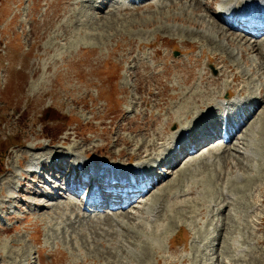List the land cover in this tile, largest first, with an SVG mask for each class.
I'll return each instance as SVG.
<instances>
[{
    "label": "rangeland",
    "instance_id": "1",
    "mask_svg": "<svg viewBox=\"0 0 264 264\" xmlns=\"http://www.w3.org/2000/svg\"><path fill=\"white\" fill-rule=\"evenodd\" d=\"M200 1L149 0L150 9L125 13L116 9L119 0H0V264H107V260L115 264L118 259L107 257L111 252L118 255L117 264H176L173 260L182 264L183 259H194L195 264L196 258L200 264H264V102L262 114L261 107L256 112L261 120L251 119L224 153L219 138L190 157L185 152L171 180L144 199L155 203L154 196L163 193L168 204L161 201L150 215H139V209L128 206L125 212L142 216L141 220L117 218L124 226L113 223L109 238L102 234L108 227L98 226L104 222L96 224L88 218L94 219L95 214L83 208L87 206L80 198L83 192L68 199L60 189L62 180L71 178L69 173L62 179L59 173L53 175L60 180L53 195L60 194L61 200L55 202L34 194L43 191L42 179L17 178L22 174L18 165L27 168L30 161L38 160L32 156L58 151H73L71 155L77 157L99 153L125 161L143 136L155 139L157 132L163 133L162 145L158 140V152H151L153 156L161 153L164 147L174 146L177 132L201 124L196 122L198 112L203 111L205 117L214 114L206 109L214 103L205 100V110L193 109L191 119L182 118L184 111L178 107L186 103L191 91L208 93L216 100V95L225 97L226 92L238 98L245 90V95L260 99L264 93L260 54L227 32L215 38L227 47L212 44V34L221 26L210 9L207 16ZM65 26L70 27L63 30ZM231 37H236L234 42ZM259 37L258 42L264 41ZM230 52L234 58H229ZM230 63L236 70L223 74V65L227 68ZM236 76L238 80L233 81ZM209 80L216 85L211 86ZM216 147L221 149L208 157ZM202 156L205 160H200ZM146 159L138 161L144 164ZM18 182L22 184L15 194L17 200L8 202L9 183ZM168 183L171 195L163 189ZM64 200L83 204L82 209L78 205L72 214L74 210L64 206ZM172 205L178 210L173 211L176 220L167 221ZM154 210L164 216L160 218ZM220 210L224 211L220 214ZM155 226L168 230L160 227L161 237L145 236ZM98 232L110 241L100 240L103 246L96 243L91 237ZM147 238L153 244L160 242L150 254L142 242ZM100 255L105 260H97Z\"/></svg>",
    "mask_w": 264,
    "mask_h": 264
},
{
    "label": "bare ground",
    "instance_id": "2",
    "mask_svg": "<svg viewBox=\"0 0 264 264\" xmlns=\"http://www.w3.org/2000/svg\"><path fill=\"white\" fill-rule=\"evenodd\" d=\"M148 1L149 0H141V1H135L134 2V11H140V10H142V9H144V8H147V9H150L151 7H152V4L151 3H148ZM150 1H152V0H150ZM200 1V0H199ZM244 1L245 0H209V3H207V5H202V2L200 1V3H201V5L202 6H204L203 7V9L205 10V11H207L206 13H207V16H208V12H209V9H210V13H211V11H212V15L211 16H213L214 17V19L216 20V21H218V24H220V28H216V32H214L213 34H212V39L216 42V43H213L212 42V44H215L216 45V47H219L220 48V46H225V47H227L226 46V44H224V43H222V41H219V40H216L215 38L216 37H218V38H220L221 37V35L223 34V33H228V34H233V35H235V36H239V39L240 40H243L242 42H246L245 44H247L249 47H248V49L252 52H258V54H260V56H261V59L264 61V41H262V42H258V39H257V37H259L260 35H262V34H264V29H262V30H260L259 29V27L260 26H262L263 25V21L262 20H259L260 19V15H261V12L259 11V12H257V11H251L250 13H251V15H250V17L252 18V19H254V20H259V21H255V23L258 25V26H256L257 28H255V29H253V30H249V29H245L244 27H242L240 24H236V25H233L232 23L231 24H229L227 21H225V20H223V19H221L220 17H218L217 15H216V13H213V10H214V8H215V6H218V9H222V10H228V11H234V10H237V9H239L241 6H242V4L244 3ZM251 1V0H250ZM256 1H260V0H256ZM87 2H89V1H87ZM85 3V2H84ZM193 3V2H192ZM253 3H255V2H253ZM118 4V7H116V9L117 10H120V11H123V12H125V13H129L130 11H132L130 8H128V7H126L125 6V4H119V2L117 3ZM144 4H150V7H147V6H144ZM197 4V3H196ZM256 4V3H255ZM154 5V4H153ZM158 6V5H157ZM200 6V5H199ZM192 11H195V5H193V8H192ZM198 11V10H197ZM133 12V11H132ZM216 16H215V15ZM199 16V15H198ZM208 20H210V19H208ZM211 21V20H210ZM208 28H210V26L207 24L206 25ZM70 26H65V27H63L64 29L63 30H67L68 28H69ZM213 27V26H212ZM62 28V27H61ZM207 28V29H208ZM223 30H222V29ZM225 30V31H224ZM207 30L204 28V30H202V32H203V34L206 36V34H205V32H206ZM218 31V32H217ZM181 32V31H180ZM211 32V31H210ZM223 32V33H222ZM207 33V32H206ZM207 35H210V33L209 34H207ZM228 36V35H227ZM210 38V37H209ZM226 38V37H225ZM232 39L230 40V41H233L234 40V38H236V37H231ZM238 38V37H237ZM211 39V38H210ZM247 40V41H246ZM249 40V41H248ZM250 41H251V43H250ZM234 42V41H233ZM232 42V43H233ZM217 43H220V44H217ZM211 44V43H210ZM229 44V43H228ZM224 48V47H223ZM222 49V48H221ZM229 49V48H228ZM227 49V50H228ZM244 49V48H243ZM240 54H241V56L243 57V54H242V50H241V48H240ZM227 55V54H226ZM229 58H231V57H235L234 56V53L233 52H230L229 54ZM232 55V56H231ZM224 63V62H223ZM217 65V64H216ZM226 65H228V63L226 64ZM260 65H262L263 66V69H264V64L263 63H261ZM259 67H261V66H259ZM236 68L237 67H235L234 66V64L232 65L231 63H230V65H229V67H225V65H223V70L222 71H224V73L223 74H225L226 72H227V70H230L231 72H234L235 70H236ZM219 69V68H218ZM256 69V68H255ZM244 72H246V71H244ZM256 74H257V71L255 72ZM254 74V73H253ZM243 75H246V74H244L243 73ZM248 75V74H247ZM224 76V75H223ZM249 76V75H248ZM247 76V77H248ZM245 77V76H244ZM246 77V78H247ZM257 77V76H256ZM250 78V77H249ZM261 79H262V81L264 82V76H262L261 75ZM238 80V77L236 76V77H234V80L233 81H237ZM209 82L211 83L210 85L211 86H215L216 84L213 82V81H210L209 80ZM228 82H229V80H228ZM187 91H189L188 89H187ZM242 91H244V90H242ZM192 92V94L188 97V100L186 101V103H182L181 104V106H179L178 107V111H184V116H182V118L183 117H185V119H191L192 118V115L190 114V112H191V110H193V109H196V110H204L205 109V100H207V101H210L211 103H214V105H212V106H207V110L208 111H212L213 112V110H215L216 108H217V106H220L221 108L223 107V105H229V106H231V105H234V104H240V105H242L243 103H242V101H240V100H238V101H236V100H229V99H227V98H225V97H221L220 95H216V100H213L212 98H209L208 96H209V94L208 93H202V92H199V91H191ZM223 92V91H222ZM261 92H264V89H262V91ZM189 94H190V91L188 92ZM227 93V92H226ZM244 93V92H243ZM239 94V93H238ZM224 95H226V94H224ZM248 95V94H247ZM250 95V94H249ZM253 95V94H252ZM261 96L263 97V99H264V93H262L261 94ZM255 97V96H254ZM262 97L259 99V97H258V100H253V98L252 97H249V96H247L246 98H245V102H248L247 103V105L249 104V103H251L252 101H253V105H251V106H247L245 109H244V111L246 112V117L244 118V120H243V124H241V126L239 127V130H236L235 132H233V133H231L230 134V136H232L233 138L236 136V134L238 133V132H240L241 131V129H242V127H244V125L247 123V121L249 120V118L251 117V116H261V114H262V110H263V102H264V100L262 99ZM187 98V97H186ZM227 102V103H226ZM260 107H261V114H257L256 112H258V110L260 109ZM263 107V108H262ZM177 108V107H176ZM204 108V109H203ZM188 110V111H187ZM219 111V110H218ZM201 112H203V111H201ZM201 112H198L197 113V111L195 112V113H197V115L199 116H203V114L201 113ZM183 114V113H182ZM206 116V115H205ZM257 116V117H258ZM175 117L177 118V114L175 113ZM259 117H258V119H259ZM193 118H196V117H193ZM178 121L180 122V115L178 116ZM213 119V118H212ZM255 119H257L256 117H255ZM216 120H218L219 122L217 123H215V121H214V123H213V125L215 126L216 125V127L217 126H219V125H221L222 124V120H221V117H217V119ZM261 119H259V121H260ZM177 120H176V122H178ZM192 121V120H191ZM258 121V120H257ZM178 122V123H179ZM240 122H241V120H240ZM181 123V122H180ZM179 123V124H180ZM194 123V122H193ZM250 124V123H249ZM249 124H247V126H249ZM253 126V125H252ZM251 126V127H252ZM193 128V127H192ZM204 128V130H206L207 131V129L205 128V127H203ZM258 127H256V129H257ZM188 129H190V128H186V129H183L182 130V132H189L188 131ZM213 129H215V127H213L212 128V130ZM252 130V129H251ZM250 130V131H251ZM222 131V130H221ZM249 131V132H250ZM253 132V131H252ZM171 133V132H170ZM254 133V132H253ZM146 134H148V133H146ZM174 134V133H173ZM173 134H172V136H173ZM191 134L192 135H195V130L193 129L192 131H191ZM163 133L162 132H157L156 134H155V139L154 138H151V137H145V136H143L142 137V139H141V143L139 144V143H137L138 144V148L137 149H133V154H131L130 155V157H133V158H136V159H142V158H149L150 156H151V151L153 150V151H155V150H157V149H159V147H158V140L160 141L161 140V145H162V139H163ZM217 135H219L218 134V132H216L215 134H213V138L215 139L216 137H217ZM235 135V136H234ZM166 135H164V137H165ZM198 137V136H197ZM212 137H209V138H212ZM173 140V139H172ZM174 141V140H173ZM182 141V140H181ZM210 140L209 139H207L206 140V142H209ZM166 142V141H165ZM51 143V142H50ZM170 143V142H169ZM168 143V144H169ZM182 143H183V148L182 149H180L178 152H176V151H174L173 149L171 150L170 148H166V147H164L166 150H167V154L166 155H164L163 157H161L159 160H157L156 162L157 163H159V164H161V165H164L165 163H167V162H169V161H171L172 163H170V166H169V168H168V170H167V173H165V175H161V174H159V173H157L156 174V176L154 177V175H152V177L151 176H148V177H144V178H142V179H140V178H138V181L139 182H141V184H143L144 186L142 187L143 188V191L142 192H140V193H137L136 194V196L135 197H132L131 196V194H133V193H129V201L125 204V205H118V203H116L115 205H113V207L111 208V210L113 211L112 212V214L111 213H109L110 215H111V217H109L108 218V216L106 217V218H108V219H104V223L103 224H99L98 226H99V228L100 227H102V226H107L108 227V229H103V231H102V234H104L105 235V237H111L112 236V232L110 231V229H111V226H113V223H115V226H119V228H121V226L124 224V223H122L119 219H117V218H125V217H132V219H136V218H138L139 217V215H142L141 213H143L144 212V214H148V215H150V214H152L151 212H152V210L153 209H156V207H157V205L161 202V201H166L165 199H163V196L162 195H164L163 193H162V195H155L154 197H157V201L155 202V203H148V202H145V198H147V196H150L151 194H153L154 193V191L155 190H159V187L161 186V185H163L167 180H168V182L171 180V178L175 175V173L176 172H174L173 170H175V169H177L180 165H179V158H181L183 155L182 154H184L185 152H188V149H187V147H188V145H189V143L188 144H186L185 142H183L182 141ZM165 145V144H164ZM53 146V145H52ZM154 146H156L157 148L156 149H154L153 147ZM22 147V146H21ZM161 147V146H160ZM163 147V146H162ZM167 147H169V145L167 146ZM212 148V147H211ZM32 148H30V150H31ZM59 149V148H58ZM57 149V150H58ZM62 149V148H61ZM142 149H144V151H142ZM147 149V150H146ZM218 149V148H217ZM217 149H214V150H217ZM35 150L36 149H32L30 152H34V153H36L35 152ZM67 150V149H66ZM62 151H63V149H62ZM71 151V150H70ZM140 151H142L141 153H140ZM73 152V151H72ZM72 152H68V153H66V152H61V151H58V152H53V153H50V155H47V157H45V156H37V158L36 159H38V161H41L42 163H40V164H34V161H30L29 162V165H30V167H33V166H37V165H39V167L43 170L44 168L46 169V171H53L54 173H50L52 176L53 175H55V173L56 174H61V179L62 178H65V173H69L70 172V169L71 170H73V172L75 171V169H76V166L75 167H69V165H65V163L63 162V160L64 159H69V160H71L72 158H73V155H71L72 154ZM157 152H158V150H157ZM190 152V151H189ZM74 153V152H73ZM155 154H157L156 152H154V156H155ZM209 154H211V152L209 153ZM34 155H37V154H34ZM49 156H50V158H49ZM91 156H93L92 154H90L89 152H84V155L83 156H80L81 158H86V159H88V158H90ZM35 157L36 156H32V159H35ZM58 158L59 159V162L58 163H56V162H54V163H49V164H45V163H48L49 162V159H51V158ZM129 157V158H130ZM209 157V156H208ZM79 158V157H78ZM81 158H79V159H81ZM156 158V157H155ZM155 158H153V159H155ZM77 159V158H76ZM85 159V160H86ZM99 160H101V158H98ZM53 160V159H52ZM83 160V159H82ZM147 160V159H146ZM174 160V161H173ZM76 161V160H75ZM78 162L75 164V165H78V164H81L82 166H83V168L85 169V171L86 172H89L90 171V166H91V163L90 162H86V161H84V162H82V161H80V160H77ZM129 161V160H128ZM144 161V160H143ZM148 161V160H147ZM23 163V162H22ZM182 163H183V161H182ZM56 164V169L54 168V165ZM63 169H65V172H63ZM133 169H137V168H133ZM153 170V172L155 171V172H161V167H160V165H159V168H158V166L157 165H152V166H150V168L148 167V168H146V170H139V172H145V171H147V170ZM81 170H83V169H81ZM58 174V175H59ZM73 175H74V177H73ZM73 175H70V177L71 178H67V180L71 183V184H69V182H65V183H61L62 184V186L64 185V187L63 188H60V189H64L65 191H64V193L65 194H74V196L75 195H77L80 191H81V188L79 189V190H73V187L75 186L74 185V183H76V181H77V175H76V172H74L73 173ZM113 176V175H112ZM170 179V180H169ZM22 182V181H21ZM60 182V180L59 179H57V178H54V179H52L51 180V178L49 177L48 179H45V184L46 185H48V190H50L49 188H52V192L50 191V193H48V195H46L47 197H45L46 199H48L49 201H51V202H55V201H60L61 200V198L59 197V195L60 194H58L56 197L53 195V194H55V193H53V192H56L55 191V187L54 186H56L57 185V183H59ZM63 182V181H62ZM20 184H22V183H20ZM56 184V185H55ZM168 189V191H170V195L171 194H173L172 193V185L171 184H167V185H165L164 187H163V189ZM40 191V190H39ZM92 191V194L91 195H88V196H86L85 198H91L92 196H97L98 195V191L99 190H91ZM167 191V190H166ZM156 192V194H157V191H155ZM187 192V191H186ZM167 193V192H166ZM34 194H40L39 192H36V193H34ZM41 195V194H40ZM226 195V194H225ZM166 197H167V194L165 195ZM164 196V197H165ZM131 197V198H130ZM165 197V198H166ZM171 197V196H170ZM179 197V196H178ZM229 197H232V196H229ZM229 197H228V201H227V203L228 202H230L229 201ZM233 198V197H232ZM60 199V200H59ZM145 199V200H144ZM231 199V198H230ZM72 200H74V199H72ZM65 201V204L66 205H64V206H68V207H70L71 209H73L74 211H71V213L73 214V213H75V207L76 206H78V205H80V204H78L77 202H75V201H66V200H64ZM171 201H172V199H171ZM59 203V202H58ZM172 204H173V202H171ZM166 204H168L167 203V201H166ZM165 204V205H166ZM63 205V204H62ZM143 205L145 206V208H142L143 207ZM178 205H180V204H178ZM177 205V206H178ZM182 205V204H181ZM228 205V204H227ZM226 205V206H227ZM36 206H40V205H36ZM58 206V205H57ZM60 206V205H59ZM82 206H83V204L82 205H80V207L78 206V208L79 209H82ZM133 207V208H135V209H139V211L137 212L139 215H135L133 212L131 213L130 211V213H127V212H125L126 211V208L127 207ZM161 206V205H160ZM166 206H169V205H166ZM183 206H185V205H183ZM182 206V207H183ZM7 207V206H6ZM106 208H107V206H105ZM163 207H164V205H163ZM178 207H180V206H178ZM186 208H187V205L185 206ZM45 208H48V207H45L44 206V209ZM69 208V209H70ZM161 208V207H160ZM189 208V207H188ZM187 208V209H188ZM158 209V208H157ZM170 209H171V211H172V213L171 214H169L168 216H165V219L168 221H175L176 220V218H174L173 217V211L175 210V212H177L178 210H176L177 209V207L175 206L174 207V209H173V205L172 206H170ZM179 209V208H178ZM226 209V208H225ZM62 210V209H61ZM128 210V209H127ZM130 210V209H129ZM161 210V209H160ZM180 210V209H179ZM181 210H183V209H181ZM64 211V210H63ZM155 211V210H154ZM224 210H220L218 213H222ZM157 211H155L154 213H156ZM188 212V211H187ZM41 213V212H40ZM105 214H107V213H105ZM167 214H168V212H167ZM182 214V213H181ZM184 214V213H183ZM156 215H158L157 213H156ZM159 217L161 216L160 215V212H159V215H158ZM164 215L162 214V216L161 217H163ZM60 217V216H59ZM68 217V220H69V222H70V220L71 219H69L70 218V215H68L67 216ZM142 217V216H141ZM141 217H139V220H141L140 218ZM156 217V216H155ZM160 217V218H161ZM58 218V217H57ZM61 218H62V216H61ZM78 218V216H75V219H77ZM84 218V217H83ZM88 218H90L89 216H88ZM85 219V218H84ZM95 219V218H94ZM103 219V218H102ZM143 219H145L144 217H143ZM157 219V218H156ZM164 218H163V220H165ZM91 220V219H90ZM161 220V219H160ZM162 220V221H163ZM64 221H65V219H64ZM92 221V220H91ZM158 221V220H157ZM156 221V222H157ZM78 221H76V223H77ZM93 223H96V222H94V221H92ZM223 222V221H222ZM59 223V222H58ZM64 223V222H63ZM66 223H67V221H66ZM71 223V222H70ZM76 223H74V225L76 224ZM98 223H99V221H98ZM162 223V222H161ZM68 224V223H67ZM97 224V223H96ZM137 224V223H136ZM151 224H152V221H151ZM150 224V225H151ZM169 224V223H168ZM170 224H172L171 222H170ZM95 225V224H94ZM154 225H155V223H154ZM69 226V225H68ZM97 226V227H98ZM124 226V225H123ZM152 226H153V224H152ZM166 226H169V225H166ZM71 227V226H70ZM145 227H146V225H145ZM160 227H162L163 228V230L166 228L165 226H155V228L152 230V231H150L149 233L150 234H147V235H145V236H148V235H151L152 237H154V238H156V237H161L163 234H164V232H162V231H160L159 230V228ZM57 229H59V230H62L63 232H64V229L63 228H58L57 227ZM115 229V228H114ZM142 229H144V227H142ZM167 229V228H166ZM101 230V229H100ZM168 230V229H167ZM6 231V230H5ZM92 231H93V229H92ZM95 231V230H94ZM99 233V232H98ZM108 233H110L109 235H108ZM167 232H165V234H166ZM251 233H253V232H251ZM255 233V232H254ZM253 233V234H254ZM100 234V233H99ZM73 235V234H72ZM92 235V234H91ZM95 235V236H94ZM94 235H92V237L91 238H94V240H95V242L97 243H99V244H101V246H103V242H100V240H104L103 238V235H97V234H95L94 233ZM140 235H141V233L139 234V237H140ZM142 236V235H141ZM143 236H144V233H143ZM252 238H253V235H250ZM101 237H103V238H101ZM108 238L106 239V240H104V241H106V242H109L110 240H108ZM165 238H166V235H165ZM168 239V238H167ZM222 239V238H221ZM73 240V239H72ZM75 240V239H74ZM137 240V239H136ZM139 240H140V238H139ZM154 240V239H153ZM155 241H156V239H155ZM171 241V240H170ZM142 242H143V244L145 245V247L146 248H149V254H150V252L151 253H153V250H152V247H154V245H159V243L157 242V244H153V243H151V242H148V238H147V240L145 239V240H142ZM134 243V242H133ZM108 244V243H107ZM126 244V243H125ZM109 245V244H108ZM108 245H107V249H110L109 247H108ZM136 245V244H135ZM215 247V246H214ZM211 248V247H210ZM144 248H142V250H143ZM215 249V248H214ZM230 249V248H229ZM147 250V249H146ZM212 250H213V248H212ZM231 250V249H230ZM229 250V251H230ZM128 251V250H127ZM144 251V250H143ZM52 253V252H51ZM136 253V252H135ZM109 254V253H108ZM111 254H112V256H107V257H113L115 260H117L118 259V261H120V259H119V257H118V255L117 254H115L116 255V257H114L113 256V252H111ZM120 254V253H119ZM40 255V254H39ZM143 255V254H142ZM19 256V255H18ZM127 256V255H126ZM198 256V255H197ZM208 256V255H207ZM26 257H27V255H26ZM144 257V256H143ZM185 258V257H184ZM199 258V257H198ZM241 258H242V256H241ZM103 259L105 260V258L103 257V256H97V260H99V261H103ZM141 259V258H140ZM220 259V258H219ZM238 259V258H237ZM243 259V258H242ZM26 260V259H25ZM221 260V259H220ZM219 260V261H220ZM15 261H16V259H15ZM22 261V260H21ZM117 261V262H118ZM173 261H175V263L177 264V260H173ZM201 260H199V259H195V264H200L199 262H200ZM229 261V260H228ZM117 262L115 263V264H117ZM122 263V262H121ZM124 263V262H123ZM126 263V262H125ZM124 263V264H125ZM107 264H109L108 263V260H107ZM143 264H151L150 262H146V263H144V261H143ZM173 264V263H172ZM182 264H194V259H183L182 260Z\"/></svg>",
    "mask_w": 264,
    "mask_h": 264
}]
</instances>
